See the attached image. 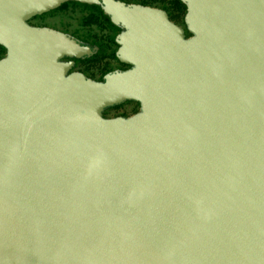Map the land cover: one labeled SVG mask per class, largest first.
I'll list each match as a JSON object with an SVG mask.
<instances>
[{
	"label": "water",
	"instance_id": "water-1",
	"mask_svg": "<svg viewBox=\"0 0 264 264\" xmlns=\"http://www.w3.org/2000/svg\"><path fill=\"white\" fill-rule=\"evenodd\" d=\"M69 1L130 68L70 73L90 47L29 23ZM180 1L187 32L121 0H0V264H264V0Z\"/></svg>",
	"mask_w": 264,
	"mask_h": 264
},
{
	"label": "flooded vegetation",
	"instance_id": "flooded-vegetation-1",
	"mask_svg": "<svg viewBox=\"0 0 264 264\" xmlns=\"http://www.w3.org/2000/svg\"><path fill=\"white\" fill-rule=\"evenodd\" d=\"M121 1H123V0H121ZM69 2L75 3V1H69ZM124 2H126V1H124ZM66 3H68V2H66ZM76 3H78L79 5L82 4L83 7H85V9H86L85 11H88L89 13L85 17H83V24L84 25L83 26H80V25L76 26L75 33H70V32L64 31L62 29H56V28H53V27H50L47 25L31 24V21L34 20L35 18L44 16V15H46L52 11L33 17L29 21V23H30V25L35 26V27H49V28L58 30L60 32L69 34L70 36L77 39L82 45L90 47L92 52H91V54H89V56H85L83 58L65 59L66 61H72L73 62V67H72L70 73H73V72L81 73L89 79H92L95 81H103L105 79V77L112 72L124 71V70H127L128 68H130V65L122 62L119 59L118 54H117L118 50L120 48V45L117 42V38H118L119 34L122 32V29L112 22L111 18L105 14V12L103 11V9L100 5L83 4V3H79V2H76ZM126 3H131V2H126ZM132 4H139V3H132ZM140 5H144V4H140ZM144 6H148V5H144ZM149 7H152V6H149ZM59 8H57V9H59ZM154 8H156V7H154ZM57 9H55V10H57ZM55 10H53V11H55ZM186 11H187V9H186ZM169 18L171 21H173L170 15H169ZM182 28H184V27H182ZM80 29H85L88 32V33H86L87 36L84 35L85 33H79L78 30H80ZM184 29L186 30V25H185ZM186 32H187V30H186ZM186 34H187V36H189L188 33H186ZM129 102L136 103L133 101H127V102H124L122 104L129 103ZM122 104H120V105H122ZM120 105H118V106H120ZM115 107H117V106H115ZM115 107H112V108H115ZM139 107H140V105H139ZM112 108H109L106 111H108ZM105 112H104V114H105Z\"/></svg>",
	"mask_w": 264,
	"mask_h": 264
},
{
	"label": "rangeland",
	"instance_id": "rangeland-1",
	"mask_svg": "<svg viewBox=\"0 0 264 264\" xmlns=\"http://www.w3.org/2000/svg\"><path fill=\"white\" fill-rule=\"evenodd\" d=\"M131 3L144 4L160 9H164L171 16L172 20L185 28L184 17L186 14V7L180 0H123ZM83 5L78 3L68 2L62 5L59 9L52 11L44 16L37 17L31 21L34 25H47L56 29L75 33L76 26H83V17L89 12L85 11ZM79 33H88L85 29L78 30ZM90 34V33H89ZM6 51L0 48V58L4 57ZM140 107L137 103H125L105 112L106 118H114L119 116L129 117L139 111Z\"/></svg>",
	"mask_w": 264,
	"mask_h": 264
},
{
	"label": "trees",
	"instance_id": "trees-1",
	"mask_svg": "<svg viewBox=\"0 0 264 264\" xmlns=\"http://www.w3.org/2000/svg\"><path fill=\"white\" fill-rule=\"evenodd\" d=\"M181 2V1H180ZM182 3V2H181ZM183 4V3H182ZM184 5V4H183ZM185 6V5H184ZM0 48L4 49L3 47L0 46ZM5 50V49H4Z\"/></svg>",
	"mask_w": 264,
	"mask_h": 264
}]
</instances>
